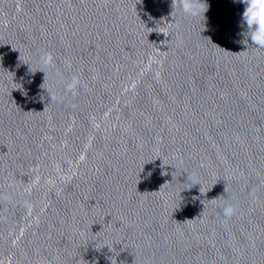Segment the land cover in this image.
I'll return each mask as SVG.
<instances>
[{"label":"clouds","instance_id":"clouds-1","mask_svg":"<svg viewBox=\"0 0 264 264\" xmlns=\"http://www.w3.org/2000/svg\"><path fill=\"white\" fill-rule=\"evenodd\" d=\"M239 2L245 5L242 20L247 25L246 36L250 37L254 45L264 47V0H239ZM178 6L182 11H189L184 0H179ZM231 213L230 207L224 210L226 216Z\"/></svg>","mask_w":264,"mask_h":264}]
</instances>
